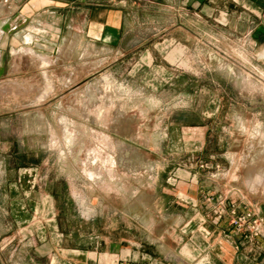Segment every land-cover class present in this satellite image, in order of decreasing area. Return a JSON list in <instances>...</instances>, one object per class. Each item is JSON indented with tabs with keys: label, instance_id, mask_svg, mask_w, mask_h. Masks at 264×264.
Returning <instances> with one entry per match:
<instances>
[{
	"label": "rangeland",
	"instance_id": "374dc122",
	"mask_svg": "<svg viewBox=\"0 0 264 264\" xmlns=\"http://www.w3.org/2000/svg\"><path fill=\"white\" fill-rule=\"evenodd\" d=\"M140 17L0 80V264H264V18Z\"/></svg>",
	"mask_w": 264,
	"mask_h": 264
},
{
	"label": "crops",
	"instance_id": "0c3cea01",
	"mask_svg": "<svg viewBox=\"0 0 264 264\" xmlns=\"http://www.w3.org/2000/svg\"><path fill=\"white\" fill-rule=\"evenodd\" d=\"M163 6L180 7L198 22L212 17L230 27L264 18V0H0V80L28 70L30 55H40L45 63L47 58L41 54L58 53L62 41L73 33L107 45L119 44L132 30L131 25L141 22V14L154 13ZM218 12L221 19L216 17ZM189 180L181 184L179 194L189 199L190 209H198L193 205L200 201L201 208L202 203H208L206 207L214 211L216 201L211 202L204 181ZM232 260L236 264L239 258ZM203 261L216 264V256Z\"/></svg>",
	"mask_w": 264,
	"mask_h": 264
},
{
	"label": "built area",
	"instance_id": "2783aa9c",
	"mask_svg": "<svg viewBox=\"0 0 264 264\" xmlns=\"http://www.w3.org/2000/svg\"><path fill=\"white\" fill-rule=\"evenodd\" d=\"M234 213H235V211H234ZM244 218L246 220L252 221V224L248 225L247 230L249 231V234L246 235L247 237H250V239H253V238L264 235V222H263V220L259 219L257 217H253V214H251V213H245V216H243V217L237 216V218L235 219V223H236V226L239 227V229H241V227H243V225H245V222L243 220ZM116 264H141V263H139L135 260H122V261L117 262Z\"/></svg>",
	"mask_w": 264,
	"mask_h": 264
}]
</instances>
